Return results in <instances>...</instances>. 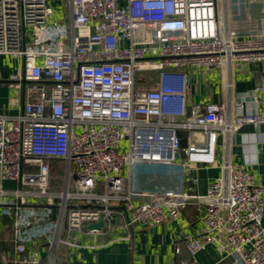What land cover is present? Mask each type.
Returning <instances> with one entry per match:
<instances>
[{
  "label": "built area",
  "instance_id": "built-area-1",
  "mask_svg": "<svg viewBox=\"0 0 264 264\" xmlns=\"http://www.w3.org/2000/svg\"><path fill=\"white\" fill-rule=\"evenodd\" d=\"M228 1L242 6L0 0V56L19 63L10 78L20 93L13 103L25 102L19 114L0 113V208L11 221L13 264H74V254L60 250L84 248L79 236L120 230L111 241H130L138 224L183 222L190 204L202 207L203 230L184 236L187 260L167 264H196L210 246L221 261L264 264V187L253 164L232 160L238 134L264 126L261 88L249 96L255 112H245L243 101L234 113L227 102L188 100L190 73L264 62V32L227 27L220 5ZM180 131L188 133L187 148ZM197 132L205 141L195 142ZM201 165L221 168L203 195L195 193ZM128 167H165L172 175L181 167L194 185L140 195L124 175ZM38 246L45 253L30 254Z\"/></svg>",
  "mask_w": 264,
  "mask_h": 264
},
{
  "label": "crops",
  "instance_id": "crops-1",
  "mask_svg": "<svg viewBox=\"0 0 264 264\" xmlns=\"http://www.w3.org/2000/svg\"><path fill=\"white\" fill-rule=\"evenodd\" d=\"M242 6L237 9L231 2L222 3L224 19L227 27L237 28L242 34L264 32V0L241 1ZM58 7L61 5L56 4ZM248 5L249 7L245 6ZM62 9L59 10L61 12ZM237 11L239 13H235ZM68 19V11L64 13ZM56 19L61 15L57 13ZM6 70V69H5ZM0 66V80L11 81L13 71H5ZM231 86L229 87V85ZM257 88H261L259 96H264V62H249L236 64L232 70L192 72L189 74L188 100L190 106L207 102H227L233 106V112L238 113L243 101L245 112H255L257 104L249 97ZM12 93V92H11ZM245 98H247L245 100ZM14 96L10 94L8 84H0V113L19 114L23 111V96L20 105L14 106ZM245 100V101H244ZM191 109V107L189 108ZM183 148L189 143L188 133L180 131ZM204 140L205 136L195 133V142ZM236 145L232 150V160L238 164H253L252 172L257 184L264 187V126L258 128L249 126L244 128L236 137ZM222 149L219 159L222 160ZM183 163L185 158L177 159ZM221 174L220 167L207 165L197 166L194 175L198 179L195 193L203 195L207 192L216 176ZM126 177H132L136 190L140 195L163 192L166 190H187L193 186L188 179V172L178 167L175 174H171L165 167L136 168L134 171L126 168ZM6 187L15 186L5 183ZM146 198V197H145ZM0 208V264H13L15 247L12 236L11 221L3 216ZM202 207L190 204L184 211V220L170 221L148 228L142 224L133 227L130 241L111 240L123 236L120 230H113L106 236L97 238L79 236L84 248L75 249L62 247L60 254H74L70 261L74 264H167L172 260H187L189 252L184 243V236L198 234L203 230L201 222ZM89 228V227H88ZM179 247L181 255L175 257V250ZM30 254L45 253V247L32 248ZM196 264H233L232 259L221 261V254L215 247H208L198 253Z\"/></svg>",
  "mask_w": 264,
  "mask_h": 264
},
{
  "label": "rangeland",
  "instance_id": "rangeland-1",
  "mask_svg": "<svg viewBox=\"0 0 264 264\" xmlns=\"http://www.w3.org/2000/svg\"><path fill=\"white\" fill-rule=\"evenodd\" d=\"M18 64L19 63H16L11 58H9V56L8 57L0 56V66H2V68L4 70L6 69V70H9V71H13L14 72V71H16L19 68L18 67ZM1 85H5V84H1ZM8 86L10 88V94H11V96H14V99H13V101H14L19 96L20 93L15 90V88H14V86L12 84H8ZM138 87H139V84H138ZM32 96L33 97H37L38 94L36 92H32ZM55 180H59V178H56Z\"/></svg>",
  "mask_w": 264,
  "mask_h": 264
},
{
  "label": "water",
  "instance_id": "water-1",
  "mask_svg": "<svg viewBox=\"0 0 264 264\" xmlns=\"http://www.w3.org/2000/svg\"><path fill=\"white\" fill-rule=\"evenodd\" d=\"M28 83V81L23 80L22 84L26 86V84ZM0 84H13L12 81H5V80H0ZM103 226V223H100L98 225H92L89 227V229H93V228H98L100 229Z\"/></svg>",
  "mask_w": 264,
  "mask_h": 264
}]
</instances>
